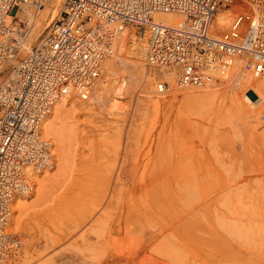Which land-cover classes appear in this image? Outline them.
<instances>
[{
    "label": "rangeland",
    "instance_id": "rangeland-1",
    "mask_svg": "<svg viewBox=\"0 0 264 264\" xmlns=\"http://www.w3.org/2000/svg\"><path fill=\"white\" fill-rule=\"evenodd\" d=\"M62 1L55 16H47L48 22H43L30 47L43 37L47 27L58 17ZM38 9L39 6H27L20 16L17 15L21 25L27 24V33V13ZM228 24L229 20L223 27ZM125 29L129 36L125 59L130 64L121 65L117 56L107 59L113 58L115 64L112 74L108 73L112 80L105 81L109 86L104 88L109 91L105 90L100 96L95 88L92 100H82L76 95L67 98V101L78 103L90 102L93 106L86 113L77 115L78 130L82 128V132L76 131V153L68 177L64 182L53 181L52 193L39 196L38 184L34 183L38 175H35L31 191L14 200H24L28 207L23 210L26 216L22 213L19 217L22 221L17 225L11 223V218L13 221L17 216L12 206L9 229L19 234L21 246L11 264H69L70 257L79 255L88 256L90 260L98 259L95 247L91 248L93 244L86 254L81 255L78 245L71 241L72 237L65 236L71 224L75 223V228L83 220L84 216L76 213L81 201H91L89 195L80 193L85 189L82 190L77 180L86 177L92 169L93 174L101 175L112 167L116 158H119L118 166L122 165L124 174L135 169V172L145 171L143 175L148 176L156 160L162 164L168 159L166 153L169 151L182 162L183 170L181 166L180 170L183 175L180 178L183 180L177 183L181 187L177 188L176 184L170 187L169 193L174 192L170 194L171 198L167 195L159 201L152 195L153 181L145 177L144 185L139 184L144 189L140 186V190L136 189L137 212L133 221H129V230H124L125 210L118 215L112 214V208H108L100 229L106 246L103 258H115V264H169L168 258L178 253L181 254L180 264H264V137L255 135L253 124L246 126L245 119L236 112L230 94L238 87L233 78H226L241 70L251 74L240 64L234 65L229 73L218 74L215 82L207 84L216 86L212 104L207 108L188 106L182 96L174 95V92L182 87L201 86L179 85L176 74L174 81H169L164 78L165 71L148 66L144 56V77L135 76L139 74L134 73L132 67L133 51H127L133 42L141 44L144 49V40L136 28ZM24 48L25 52L27 47ZM117 51L115 49L113 56ZM10 66L1 68L0 83ZM103 75L104 72L101 80H104ZM161 77L169 88L157 92L155 82ZM244 91L252 99H257L256 93L248 86ZM261 117L264 119V114ZM156 151H161V161ZM129 159H135V162H129ZM55 163L53 159V168L45 172L55 173ZM157 169L165 170L162 165ZM123 179L128 178L125 175ZM129 182L124 185L125 189ZM118 201L125 209L126 196H118ZM116 228L119 230L115 231Z\"/></svg>",
    "mask_w": 264,
    "mask_h": 264
},
{
    "label": "built area",
    "instance_id": "built-area-1",
    "mask_svg": "<svg viewBox=\"0 0 264 264\" xmlns=\"http://www.w3.org/2000/svg\"><path fill=\"white\" fill-rule=\"evenodd\" d=\"M42 1L0 0V69L19 59L0 83V264L14 263L21 246L9 229L12 197L31 191L30 179L53 167L43 119L62 97H87L123 26L147 34L146 62L161 71L176 67L179 85L213 80L212 72H228L233 60L254 77L264 75V0H63L40 46L20 57L17 11ZM226 10L234 15L221 28L215 19ZM164 12L181 19L174 25L156 20Z\"/></svg>",
    "mask_w": 264,
    "mask_h": 264
},
{
    "label": "bare ground",
    "instance_id": "bare-ground-1",
    "mask_svg": "<svg viewBox=\"0 0 264 264\" xmlns=\"http://www.w3.org/2000/svg\"><path fill=\"white\" fill-rule=\"evenodd\" d=\"M60 3H61V0H43L39 4H33V3L20 4V7H19L17 14H16V18L18 19V21H19V18L17 17V15L20 16L22 14L21 12H23L27 6H39L38 11H36L37 9L35 11L29 10L27 13L26 19H27V23L29 25L28 33H27V29H28L27 24L24 22L21 25L20 21H19V24L21 27H19L17 31H19L23 34L22 35V41H23L24 46L27 47V50L25 52L23 50V52L21 54L22 56L25 55L31 47L40 46L42 38L36 44H34L33 46L30 47L31 41H33V38L39 32L41 25L44 24L43 22L48 20L47 16L48 15L51 16L50 18H53L55 16V14L57 13V11L59 9ZM62 4H63V1H62ZM61 11H62V9L60 10V12ZM228 11L229 10H226L224 12L220 11L216 16L215 21L218 22V26L221 28H224L223 24L227 23L228 20L230 22L232 16L234 15V13H232V11H230V13ZM229 14L231 15L230 18H229ZM13 15H14V13H10L9 16L6 17L7 21H11V18H14ZM154 17L156 18V20L162 21V22L169 24V25H174V24L178 23L181 19L180 15H176V14L171 13V12L155 13ZM125 28L126 27L123 26L122 30H120L118 35L115 36L114 41H113L114 43H113L112 52L110 53V55L107 56L105 59H103L100 62L96 77H93L91 79L93 81V85H92V89L89 91L87 97L83 99L80 96H78L79 94L77 92L72 93L70 96L76 95L78 98H80L82 100H88V99L92 100L94 97L93 93L96 92L95 88H97V93L98 94L100 93V96H101V94L103 95L105 93V90L109 91L108 89H106L104 87L106 85H108V84H106L105 81H109V79L112 78L111 76H109V74L111 72H113L114 68H115V64L113 63L112 59L117 56V59H119V62L121 65L129 63V60L127 61V59H125L126 58L125 53L127 50L126 41H127V37H129L128 33H127V29H125ZM141 35H139V37L144 40V46H145L146 45V38L144 36H146L147 34H145L144 36L143 35L141 36ZM26 38L29 41L28 43H26ZM132 41H134V40H132ZM135 44L136 43H134V42L131 43V46L128 48L127 52H129V50H130V52L133 51L132 57H133L134 61H132V64H133L132 67L134 68V73H137L140 75V76L139 75H135V76H137V77L143 76L144 77V75H143L145 73V62L143 60L144 49L142 48L141 44H139V45H137V44L135 45ZM127 46H129V45H127ZM115 49L118 50L115 53L117 55L113 56ZM127 54H130V53H127ZM21 55H20V57H22ZM110 57H113V58L109 59V61H108L107 59ZM17 60H19V59L13 60L11 62V64L15 63ZM106 60H107V62L105 63V65H106L105 66L104 62ZM11 64H9V65H11ZM236 64H240V63H237L236 61L233 60L227 69L230 70L231 67L234 68L235 67L234 65H236ZM175 68L176 67L163 70V71H165V77L164 78H167L171 82L174 81L175 74H176V77L178 78L177 70ZM239 68H240V66H239ZM156 70L163 72V71H161V69L160 70L156 69ZM103 72H104V75H103L104 80H101ZM216 72L217 71L212 72L213 80H210V81H208L202 85H197V86H201V87H196V88L182 87L181 89L176 90L174 92V95L178 94L179 96H182L184 103L185 104L187 103L188 106L206 107L207 105H210V103L212 104L211 100L214 97H216L215 94L217 91L215 90L216 92L213 93V90L215 89L216 86H211V85H207V84H210L211 82H215L214 80L217 78L216 76L218 75ZM247 72H249V71H247ZM224 76H226V75H224ZM260 77L262 78V77H264V75H261L258 77H252L251 75H249V74H247L241 70L240 73L235 72L233 74H230V76H228L226 78H233V80L235 82V86L238 87L236 90L232 89V90H235L234 92H232V90H231L232 93L230 92L231 93L230 97H231L232 101L234 102L233 107L235 108L236 112L238 113V115L240 116L241 119H245L246 126H248V123L253 124V130L256 132L255 135H258L259 137H264V119H262V120L260 119L262 114H264V79H261ZM110 80H112V79H110ZM146 80H148V79H146ZM151 81H153V80H151ZM176 81H177V79H176ZM162 83L165 84V87L164 88L161 87L162 89H160L159 87L162 86ZM203 85H205V86H203ZM247 86L256 93V95H257L256 100L252 99L250 96H248L245 93L244 90ZM168 88H169V85L167 84V82L165 80H163V77H161L159 80H157L155 82V90L157 92H164ZM70 96H65V97H62L61 99H59L55 103V105L51 111V114L49 116H47L45 119H43L42 124H41L42 137L48 139L51 142L52 148H54L53 150H55L54 151L55 152V158L54 159H55V162L57 163V165H56L57 169H56L55 173L54 172L50 173V171L45 172V171H48L51 169V168H49V169L44 170L43 173H40V175L39 174H38V176L36 175L37 177L35 176L36 178H35L34 183L38 184L37 185L38 186L37 193L39 194V196L43 195L45 193H49V192L52 193V190H54V187L52 186L53 181L57 182V181L61 180L62 182H64L66 180V178L68 177L69 169H70L71 163H72V159L74 158L75 153H76L75 145H74L76 142L75 140H77L75 137L76 131L79 132V134L82 132V128L80 130H78L79 127H78V124L76 122L77 115L86 113V111L89 108L90 109L93 108V106H91L90 102L78 103L75 100L67 101L68 100L67 98ZM221 96H219V97H221ZM102 99H104V98H102ZM211 107H209V108H211ZM112 109L113 108L110 106L111 111H112ZM48 137H50V138H48ZM156 155L160 158L161 151H156ZM166 155L168 156V159H166L165 161L162 160L164 163L160 164L159 161H157V160L155 161V164L152 165L153 167L150 168L152 173L148 176L143 175L144 173H146L145 171L139 172V170H137L135 172V169L132 170L131 172L127 173V174H124L122 165L118 166V159L119 158H116L114 160V162L112 163V167L110 169L105 168L106 169L105 172L101 171L103 173V175H102V173H101V175L100 174L99 175L93 174L94 172L92 169V172H89L88 175L86 174V177H81L79 180H77L80 187L83 188L82 190L85 189L84 192H80V193H82L83 196H85L84 194H86V196L89 195L91 197V199H89L90 197H85V198H88L91 201H90V203L89 202L83 203L81 201V203L79 205V209L77 210L76 213L78 215H80V217L84 216L83 218H81L83 220L80 222V225L77 224L78 226L75 228L73 226L75 223L73 225L71 224V226L68 230L70 234L69 233L65 234V236L67 235V237H72L71 241L73 243H75L76 246L78 245V247H79L78 249H80V251L82 252L81 255H83V252L86 254L87 250L89 251L91 244H93L94 246L91 248L93 249L95 247V250H96L95 252L98 254V256H97L98 259L96 258V260H90L89 258H87L88 257L87 255H85L87 257H84V256L80 257V255H79L80 258L76 257V256L75 257L72 256L69 259V264H115V258L111 257L108 260H105L103 258L106 246L104 244L103 236L101 235L102 232L100 233V229H101V227H103L104 218L108 213L107 210H108V208L111 207L112 208L111 213L112 214H118V215L122 214L123 211L125 210L126 216L124 219L125 220L124 230H129L130 229V222L129 221H133L135 213L137 212V210H136V199H135L136 189L138 190V188H139V190H140V187H142V185H144L143 182H146L145 177L147 179L153 181L152 195L156 200L160 201L161 199L167 197V195L169 196V198H171L170 194L172 195V193L174 194V192L172 190V193H169L170 187H173L175 184H176L177 188L181 187V184L177 185V183H180V180H181L180 177H182V175H183V172L181 173V171L183 170V167H182V162L179 160V158L176 155L172 156L171 151L167 152ZM124 157L125 156H123V159H124ZM131 160L134 161L135 159H131ZM131 160L129 159V162H133ZM160 161H161V158H160ZM107 163H110V162H107ZM158 165H162V167L165 170L159 171L157 169ZM180 166H181L182 170H180ZM100 169H101V167H100ZM97 171H99V169H97ZM186 172H187V170H186ZM77 174H78V172H77ZM125 175L128 179L124 180L123 177ZM32 180L33 179L31 178L30 181H32ZM182 180H183V178H182ZM127 181H130V182H129L128 187L126 185V189H125L124 185L126 184ZM139 184H142V185L140 186ZM33 186L34 185L32 184V188H33ZM232 186H233V184H232ZM142 188L144 189V186ZM27 194H28V192L23 194V196H26ZM120 195L126 196L127 205H126L125 209L120 204L121 202L118 201V196H120ZM18 196H22V195H18ZM18 196L12 197L13 199H12V203H11V207L13 206L14 213L17 212L16 213L17 216H15V218L13 217V221H12V218L10 215L11 223L14 222L17 225L20 224V220L22 221V219H19V217L22 216L21 214L23 213V210L27 206V203L24 200H18L17 199V201L14 202L15 198L16 197L18 198ZM46 197H47V195H46ZM26 212L28 213L27 210H26ZM11 214H12V212H11ZM24 216H26V213L24 214ZM77 218H79V217H77ZM126 221H127V223H126ZM76 223H77V221H76ZM9 224H10V220H9ZM71 229L73 230L72 232H71ZM118 230L119 229H117L115 231H118ZM94 232L96 233V235L94 234L95 237L93 238ZM91 233H92V235H91ZM157 234H159V233H157ZM167 234H168V232H167ZM164 236H166V235H164ZM61 238H64V235ZM61 238H60V240H61ZM80 251H79V253H80ZM180 255L181 254H178V253H176V254L174 253L173 255H171L170 259L168 258L169 264H180L181 263ZM163 257L165 258L164 255H163ZM182 257H184V256H182ZM185 259H186V257H185ZM187 261H189V259ZM230 262H232V261H230ZM182 263H183V261H182ZM235 263H236V260H235ZM120 264H125V263L122 262Z\"/></svg>",
    "mask_w": 264,
    "mask_h": 264
}]
</instances>
